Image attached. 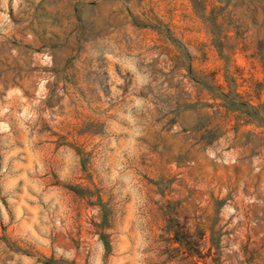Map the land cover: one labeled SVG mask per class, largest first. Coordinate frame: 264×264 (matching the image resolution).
I'll return each instance as SVG.
<instances>
[{
    "label": "rangeland",
    "instance_id": "1",
    "mask_svg": "<svg viewBox=\"0 0 264 264\" xmlns=\"http://www.w3.org/2000/svg\"><path fill=\"white\" fill-rule=\"evenodd\" d=\"M0 264H264V0H0Z\"/></svg>",
    "mask_w": 264,
    "mask_h": 264
}]
</instances>
